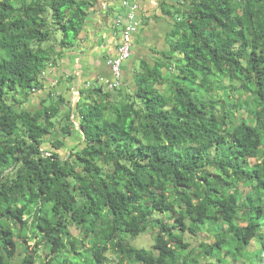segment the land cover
<instances>
[{"label":"trees","instance_id":"trees-1","mask_svg":"<svg viewBox=\"0 0 264 264\" xmlns=\"http://www.w3.org/2000/svg\"><path fill=\"white\" fill-rule=\"evenodd\" d=\"M99 1L0 0V264H264V0L164 1L116 78L123 0L113 78L47 86Z\"/></svg>","mask_w":264,"mask_h":264},{"label":"crops","instance_id":"crops-1","mask_svg":"<svg viewBox=\"0 0 264 264\" xmlns=\"http://www.w3.org/2000/svg\"><path fill=\"white\" fill-rule=\"evenodd\" d=\"M128 1L131 6L138 7L136 14L139 20L133 33L135 42L132 46L130 67L135 59L149 54L153 45L164 44V35L171 18L163 13L162 4L164 1L172 2V0ZM122 2L123 0L99 1L96 9L90 13L80 34V44L75 47L63 48L62 59L46 71L47 86H49V82L54 84L59 91L66 90L68 85H72L73 82L71 83L70 78L74 69L78 67L84 68L85 81H88L89 84L104 83V81L108 82L113 78L108 59L117 52L121 38L120 17L122 16V22H125L126 11H128L127 7H123ZM116 13L117 17H115ZM81 74L82 70H79L80 84L83 81ZM125 76L126 79H130L127 72H125Z\"/></svg>","mask_w":264,"mask_h":264},{"label":"rangeland","instance_id":"rangeland-1","mask_svg":"<svg viewBox=\"0 0 264 264\" xmlns=\"http://www.w3.org/2000/svg\"><path fill=\"white\" fill-rule=\"evenodd\" d=\"M117 12V11H116ZM115 17H117V13H116V16ZM122 16L120 17V20L122 21ZM137 63L139 64V61H137ZM79 133H80V131L79 130H74V135H72L71 137L72 138H70V140H69V142H68V147L70 148V149H67V150H63L61 153L64 155V156H66V155H68V153H70L71 152V147L73 146V147H75V145L77 144V143H79V141L82 139L81 138V136L79 135ZM79 135V136H78ZM76 136V137H75ZM75 143V144H74ZM74 144V145H73ZM205 235L204 234H202V235H200V236H198L197 237V239H194L193 237L194 236H192V235H187V239L190 241V243H191V246H194L197 242H198V240L200 239V238H202V237H204ZM151 234H145V233H143V234H141L140 236H138L135 240H133L134 241V243L135 244H139V246H151ZM34 241H32V243H33ZM251 247L252 248H255V250H260L261 248H262V240H261V235H259L258 237H256L255 239H253L252 240V242H251ZM148 249V248H147ZM111 261H115V259L113 258V260H112V258H111Z\"/></svg>","mask_w":264,"mask_h":264},{"label":"built area","instance_id":"built-area-1","mask_svg":"<svg viewBox=\"0 0 264 264\" xmlns=\"http://www.w3.org/2000/svg\"><path fill=\"white\" fill-rule=\"evenodd\" d=\"M129 20L130 21L128 22L127 28L124 32V41L118 49L120 57L116 58L114 62L113 72L116 78H119L120 76V68H119L120 63L124 59H127L130 55V49H131L133 36H134L133 33L137 27V22L134 21L132 15Z\"/></svg>","mask_w":264,"mask_h":264},{"label":"clouds","instance_id":"clouds-1","mask_svg":"<svg viewBox=\"0 0 264 264\" xmlns=\"http://www.w3.org/2000/svg\"><path fill=\"white\" fill-rule=\"evenodd\" d=\"M78 126V127H77ZM77 126H76V130H79L80 132H81V128H80V125L78 124V122H77ZM81 135V134H80ZM82 138V137H81Z\"/></svg>","mask_w":264,"mask_h":264}]
</instances>
